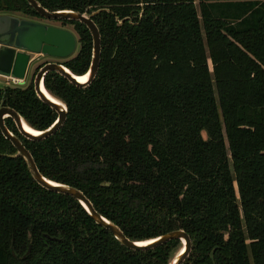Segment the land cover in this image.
<instances>
[{
	"label": "trees",
	"instance_id": "16d2710c",
	"mask_svg": "<svg viewBox=\"0 0 264 264\" xmlns=\"http://www.w3.org/2000/svg\"><path fill=\"white\" fill-rule=\"evenodd\" d=\"M36 1L99 10L101 40L87 86L45 74L67 111L53 135L30 140L5 119L39 172L80 190L130 240L184 230L182 264H264V0ZM14 12L41 17L26 0H0V13ZM57 21L79 45L61 63L83 75L91 34ZM1 101L36 130L57 118L33 78L0 88ZM15 153L0 132V264H169L181 247L123 246L74 197L38 184Z\"/></svg>",
	"mask_w": 264,
	"mask_h": 264
},
{
	"label": "water",
	"instance_id": "95a60500",
	"mask_svg": "<svg viewBox=\"0 0 264 264\" xmlns=\"http://www.w3.org/2000/svg\"><path fill=\"white\" fill-rule=\"evenodd\" d=\"M26 1L42 18L48 20H73L83 23L91 34L92 58L87 72L84 73L87 75L84 81L78 80V76L82 75L72 73L67 67L59 62H46L38 68L33 77L34 91L41 101L51 106L57 113L56 120L44 130H36L30 127L17 111L4 105L3 101L0 102V132L15 147L16 153L14 156H21L24 159L33 179L42 187L57 193L72 196L78 200L89 216L97 224L109 230L123 246L132 250H147L162 245L170 240H180L181 247L172 256L169 264H182L191 247L190 237L184 230H173L143 241H133L128 239L118 226L104 216L100 215L94 209L92 203L80 190L67 184L58 183L44 177L39 172L28 149L5 125V119L11 118L19 134L30 140L40 141L53 135L64 123L67 111L65 104L45 89L43 84L45 74L48 71L53 70L61 74L72 84L85 87L92 81L99 66L101 50L100 33L97 25L92 19V15L99 10L91 14L66 9L49 11L40 5L36 0ZM76 47L77 39L73 32L68 29L47 25L14 15H0L1 75L11 74L15 77L26 78L29 74L32 63L38 56L44 55L55 59H67L74 54ZM31 54L33 56H31ZM24 124L31 130H35L37 133H32L26 130L24 128ZM141 242L145 243L141 244ZM213 254L214 253L212 251L210 253L212 262H214Z\"/></svg>",
	"mask_w": 264,
	"mask_h": 264
},
{
	"label": "rangeland",
	"instance_id": "374dc122",
	"mask_svg": "<svg viewBox=\"0 0 264 264\" xmlns=\"http://www.w3.org/2000/svg\"><path fill=\"white\" fill-rule=\"evenodd\" d=\"M10 14L15 15V16L28 18L30 20L41 22V23H44V24H47V25H53V26L64 28V29H68L71 32H73V34L75 35L76 39L78 40V36H77L75 30H74L73 26L70 25V24H63V23H61L60 21H57V20H48V19L41 18V17L40 18L27 17V16L25 17L24 15H22L19 12H14V13H10ZM78 48H79V45L77 44V47H76V50H75L74 54L77 52ZM31 56H33V55L31 54ZM38 57H40V59H37L36 61H34L32 63V65H31V67H30L28 78H27V83H29L31 78L34 77V75L37 72L38 68L41 67L44 63H46V62H59V63H61V62H63L65 60V59H55V58H52V57L42 56V55H40ZM4 80L5 79L0 76V87L4 86Z\"/></svg>",
	"mask_w": 264,
	"mask_h": 264
},
{
	"label": "built area",
	"instance_id": "2783aa9c",
	"mask_svg": "<svg viewBox=\"0 0 264 264\" xmlns=\"http://www.w3.org/2000/svg\"><path fill=\"white\" fill-rule=\"evenodd\" d=\"M1 77H3L5 80H4V86L3 87H7V86H23V85H26L27 83V78H19V77H15V76H12L11 74L10 75H1ZM3 87H0V88H3Z\"/></svg>",
	"mask_w": 264,
	"mask_h": 264
},
{
	"label": "bare ground",
	"instance_id": "6f19581e",
	"mask_svg": "<svg viewBox=\"0 0 264 264\" xmlns=\"http://www.w3.org/2000/svg\"><path fill=\"white\" fill-rule=\"evenodd\" d=\"M86 77H87V75L86 74H84V75H82V76H78V80H80V81H84L85 79H86ZM45 93V92H44ZM24 128L26 129V130H28L29 132H32V133H37L35 130H31L27 125H25L24 124ZM145 242H147V241H145ZM145 242H141V244H144Z\"/></svg>",
	"mask_w": 264,
	"mask_h": 264
},
{
	"label": "flooded vegetation",
	"instance_id": "af4514ba",
	"mask_svg": "<svg viewBox=\"0 0 264 264\" xmlns=\"http://www.w3.org/2000/svg\"><path fill=\"white\" fill-rule=\"evenodd\" d=\"M0 15H12V14H10V13H0ZM15 16V15H14ZM18 17H20V16H18ZM20 18H24V17H20ZM42 18V17H41ZM26 19H28V18H26ZM78 44V43H77ZM44 56V55H43ZM37 59H40V57H37ZM36 59V60H37ZM35 60V61H36Z\"/></svg>",
	"mask_w": 264,
	"mask_h": 264
}]
</instances>
